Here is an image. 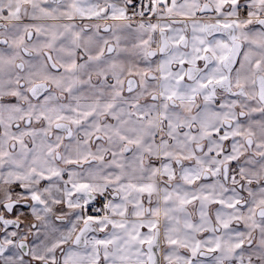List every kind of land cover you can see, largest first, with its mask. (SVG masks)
<instances>
[{"label":"snow or ice","instance_id":"1","mask_svg":"<svg viewBox=\"0 0 264 264\" xmlns=\"http://www.w3.org/2000/svg\"><path fill=\"white\" fill-rule=\"evenodd\" d=\"M0 264H264V0H0Z\"/></svg>","mask_w":264,"mask_h":264}]
</instances>
